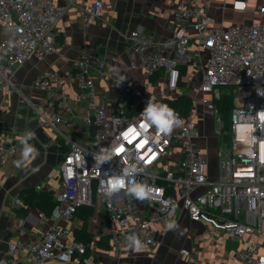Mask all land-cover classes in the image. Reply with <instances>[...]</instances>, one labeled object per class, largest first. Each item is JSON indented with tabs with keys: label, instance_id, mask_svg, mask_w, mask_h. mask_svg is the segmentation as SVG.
Segmentation results:
<instances>
[{
	"label": "built area",
	"instance_id": "1",
	"mask_svg": "<svg viewBox=\"0 0 264 264\" xmlns=\"http://www.w3.org/2000/svg\"><path fill=\"white\" fill-rule=\"evenodd\" d=\"M250 1L256 17L227 27L213 26L205 0H180L173 9L175 29L170 36L156 37L139 27L128 31L124 35L128 67L141 71L146 84L140 88L119 77L116 88L139 95L138 109L96 104L95 78L109 77L106 59L115 62L117 56L107 51L106 59H100L90 43L80 47L69 69L60 73L46 68L34 78V87L41 91L38 123L53 127L68 150L60 163L56 204L49 214L38 213L40 237L19 231L7 243L0 264H20L21 250L35 264L67 261L84 255L86 246L94 247L103 235L119 257L124 248L136 246V238L147 250L156 243L159 227L179 212L238 238L256 234L234 254L240 264H264V118L260 115L264 113V0H234L233 5L244 10ZM101 5L100 0L79 5L81 21L90 20ZM62 12L55 0H0V88L11 83L15 69L31 55L57 50L54 29ZM188 21L193 34L186 32ZM182 66L191 75L199 72V82L187 113L170 108L181 123L164 134L142 113L150 102L162 104L178 95ZM150 88L156 89L155 95L141 93ZM69 90L77 104L85 105L80 131L89 135L87 144L65 132L76 125L65 117L72 112ZM223 95L233 98L227 123L218 105ZM206 138L215 140L213 176L208 174L199 141ZM25 139L0 136V173L7 162L15 167L25 163ZM27 144L33 147L29 139ZM114 179H122L124 187L111 190ZM134 187H142L146 196L131 192ZM82 205L92 207L88 244L74 239L62 223ZM180 253L194 260L187 249ZM115 264L129 262L119 258Z\"/></svg>",
	"mask_w": 264,
	"mask_h": 264
},
{
	"label": "crops",
	"instance_id": "2",
	"mask_svg": "<svg viewBox=\"0 0 264 264\" xmlns=\"http://www.w3.org/2000/svg\"><path fill=\"white\" fill-rule=\"evenodd\" d=\"M55 1L63 7L54 29L57 50L45 56L31 55L15 69L11 83L0 88V136L29 139L35 149L22 166L15 167L7 162L1 169L0 257L7 243L16 239L19 231H23L26 237H40V210L24 202L23 191L29 188L34 191L53 190L55 199L60 188V163L68 150V145L53 127L38 123L37 108L41 91L34 87V78L46 68L60 73L69 69L80 47L90 43L96 46L100 59H106L107 51L117 56L115 62L106 59L105 71L109 77L95 78L96 104L106 108L126 104L138 106L139 95L132 94L129 89L119 91L116 88L119 77L125 78L128 83H136L140 88H144L146 84V77L141 71H133L128 67L129 56L124 52V35L139 27L156 37L170 36L175 29L173 9L180 0H100L102 5L97 9V14L87 22L81 21L78 6L91 4L94 0ZM233 1L205 0L207 14L213 26L227 27L256 17L251 1L247 9L254 13L253 16L240 9L234 11ZM185 28L188 34H193L190 21L185 23ZM199 78V72L191 75L187 66H182L180 92L170 99L184 93L191 98ZM141 93L155 95L156 89L142 90ZM67 102L72 112L66 113L65 117L74 119L76 125L65 128V132L76 142L87 144L89 135L80 131L85 105L73 100L71 90L68 91ZM199 141L207 158L208 174L213 176L217 166L215 140L211 138L214 145L209 147L206 140ZM209 157L213 158L214 164H209ZM37 185L41 186L40 190L36 188ZM16 199L19 200L18 203ZM87 221L86 219L85 228L89 231ZM62 223L69 227L71 236L75 239V232L83 224L81 211L71 220ZM256 238V234L238 238L215 230L207 223L192 221L185 213L179 212L173 220L159 227L156 243L147 250H137L136 246L124 248L119 257L109 249L107 236L103 235L96 240L94 247L88 244L91 239L85 242L88 245L84 255H74L67 261L50 259L46 264H115L119 258L126 259L129 264H240L234 251ZM101 242L106 245L103 246ZM181 248L193 254L194 260L190 261L182 255ZM19 254L20 264H35L24 250Z\"/></svg>",
	"mask_w": 264,
	"mask_h": 264
},
{
	"label": "trees",
	"instance_id": "3",
	"mask_svg": "<svg viewBox=\"0 0 264 264\" xmlns=\"http://www.w3.org/2000/svg\"><path fill=\"white\" fill-rule=\"evenodd\" d=\"M154 80V78H152ZM233 98L231 96L223 95L221 100L218 102V105L220 107L222 117L227 123L229 110L232 105ZM163 105H167L169 108H177L181 110L182 113H187V111L191 108V98L187 93H184L174 99H166L165 101L161 102ZM124 109L126 110H134L138 109L136 106H132L129 104L123 105ZM24 193V202L27 203L31 207H36L40 211L44 212L45 214H49L56 204V200L54 199V191L53 190H40V191H34L33 189H25L23 191ZM81 211V218L83 220L82 227L80 230L75 232V239L77 241L86 242L89 239H91V233L85 228L86 219L87 217L92 213V207L87 205L79 206L76 209V212L74 215ZM102 245L105 246V242Z\"/></svg>",
	"mask_w": 264,
	"mask_h": 264
},
{
	"label": "clouds",
	"instance_id": "4",
	"mask_svg": "<svg viewBox=\"0 0 264 264\" xmlns=\"http://www.w3.org/2000/svg\"><path fill=\"white\" fill-rule=\"evenodd\" d=\"M143 116L149 124L155 125L159 131L164 134H170L174 127L180 125L181 121L178 118V114L173 109H170L167 105L156 104L150 102L148 107L143 111ZM261 118H264V113H261ZM31 138V136H29ZM23 157L27 159L30 153H34L35 149L27 144V139L23 141ZM111 190L115 191L124 187V181L122 179H114L110 181ZM138 197L143 198L146 196V192L142 187H134L130 189ZM136 248L140 249L142 246L139 239L136 238Z\"/></svg>",
	"mask_w": 264,
	"mask_h": 264
},
{
	"label": "rangeland",
	"instance_id": "5",
	"mask_svg": "<svg viewBox=\"0 0 264 264\" xmlns=\"http://www.w3.org/2000/svg\"><path fill=\"white\" fill-rule=\"evenodd\" d=\"M232 6H233V5H232ZM233 9H234V11L239 10V9H236L234 6H233ZM241 11L249 12V15H250V16H253V15H254V13H253V12H250L248 9H244V10H241ZM249 18H250V17H249ZM247 19H248V18H247ZM251 20H252V19H251ZM246 21H250V20H246ZM246 21H242V22H246ZM242 22H239V23H242ZM199 98H200V94L197 96V101H196V102H199ZM205 140H206L205 143L207 144L208 147L214 145L213 141H211V138H206ZM172 158H173V157H172ZM174 158H175V155H174ZM208 160H209V164H211V165L214 164V160H213L212 157H209ZM212 167H213V166H212ZM212 167H210V168H212ZM211 172H213V168H212V171H211Z\"/></svg>",
	"mask_w": 264,
	"mask_h": 264
}]
</instances>
